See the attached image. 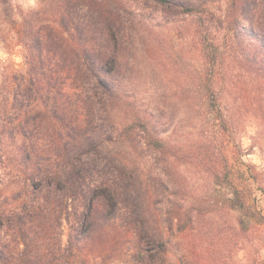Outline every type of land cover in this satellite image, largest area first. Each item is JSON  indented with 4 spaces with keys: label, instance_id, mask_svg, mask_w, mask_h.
I'll use <instances>...</instances> for the list:
<instances>
[{
    "label": "trees",
    "instance_id": "16d2710c",
    "mask_svg": "<svg viewBox=\"0 0 264 264\" xmlns=\"http://www.w3.org/2000/svg\"><path fill=\"white\" fill-rule=\"evenodd\" d=\"M13 10L0 0L14 31L3 37L25 66L0 76V264H204L195 251L169 257L180 214L161 208L144 159L182 150L124 93L128 55L152 14L190 17L205 64L228 56L264 79V0H45L20 20Z\"/></svg>",
    "mask_w": 264,
    "mask_h": 264
},
{
    "label": "rangeland",
    "instance_id": "374dc122",
    "mask_svg": "<svg viewBox=\"0 0 264 264\" xmlns=\"http://www.w3.org/2000/svg\"><path fill=\"white\" fill-rule=\"evenodd\" d=\"M10 1L16 20L45 3ZM12 26L0 19V76L25 69L21 46L3 37ZM146 26L130 48L124 93L152 115L172 152L182 150L144 159L161 208L180 214L166 228L169 257L176 263L195 251L204 264H264V79L228 56L205 64L190 17L163 23L155 13ZM210 98L220 100L227 123ZM235 190L245 210L232 207Z\"/></svg>",
    "mask_w": 264,
    "mask_h": 264
}]
</instances>
